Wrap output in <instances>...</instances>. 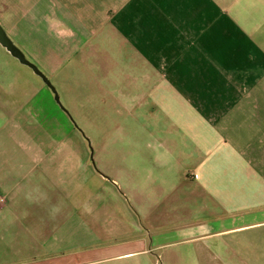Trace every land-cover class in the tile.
Instances as JSON below:
<instances>
[{"label":"crops","instance_id":"1","mask_svg":"<svg viewBox=\"0 0 264 264\" xmlns=\"http://www.w3.org/2000/svg\"><path fill=\"white\" fill-rule=\"evenodd\" d=\"M2 23L46 69H102L94 150L0 69V264H264V0H0Z\"/></svg>","mask_w":264,"mask_h":264},{"label":"rangeland","instance_id":"2","mask_svg":"<svg viewBox=\"0 0 264 264\" xmlns=\"http://www.w3.org/2000/svg\"><path fill=\"white\" fill-rule=\"evenodd\" d=\"M3 28L6 30L8 36L12 39V41L18 45V47L24 52L25 56L34 64H36L43 73L47 76L50 74L49 79L55 86L57 95L59 97L60 103L65 105V103L70 102L72 109H71V118L73 119L74 123L78 128L81 129L83 126L85 130L83 131V134L86 133V137L89 141V147L94 150V144L93 142L95 139L96 134V128L94 124V116H95V106L100 99H98V93L96 92V84L97 77L96 74L100 72L102 67L99 65L100 61L97 60H90L87 58V61L83 62L81 64L77 63V60H67L64 61H52L50 62V67H48V63L43 61L39 62L34 56L32 51V46L35 45V48L37 51L41 50V46L43 44H33L31 40L28 41L29 37L24 36V42L27 43L26 46H24L21 43V40L14 39L13 34L10 32L9 28L5 26L4 23ZM46 33H40L38 40L41 42L44 37H46ZM31 39V38H30ZM30 44L29 46H27ZM40 47V48H39ZM43 48V47H42ZM36 51V52H37ZM70 56V55H69ZM67 56V58L69 57ZM42 63V64H41ZM108 66L106 69H111L110 62H107ZM0 69L7 70V71H23V72H30L32 78L34 80H40L34 73L31 72V70L26 66L21 64L19 61H17L14 57L9 55V53L0 45ZM47 73V74H46ZM19 83L23 84L24 79L19 78ZM111 80L113 81L114 85H121L125 83H121V80L123 78H115L112 77ZM120 80V81H119ZM106 105H111V99H106ZM82 104L86 110H83V114L80 115L79 106ZM105 105V104H103ZM77 107V111L73 110V107ZM86 112V113H85ZM109 112V111H108ZM88 113V114H87ZM110 113V112H109ZM116 115V114H115ZM123 116L119 117L118 119H122ZM87 123H85V121ZM81 120V121H80ZM78 121L81 123L78 124ZM82 122L84 124H82ZM108 128L109 126H104ZM114 128L116 127H124L123 124L119 123L118 126L114 125ZM92 138V140L90 139ZM94 143V144H93Z\"/></svg>","mask_w":264,"mask_h":264},{"label":"water","instance_id":"3","mask_svg":"<svg viewBox=\"0 0 264 264\" xmlns=\"http://www.w3.org/2000/svg\"><path fill=\"white\" fill-rule=\"evenodd\" d=\"M0 45L4 47L14 58H16L21 64L28 66L36 75H38L42 81L52 90L55 96V100L60 103L56 89L49 78L43 73V71L33 62H31L24 54V52L12 41L8 36L6 30L0 24Z\"/></svg>","mask_w":264,"mask_h":264}]
</instances>
